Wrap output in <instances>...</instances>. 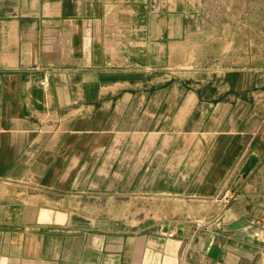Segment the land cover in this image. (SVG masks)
Masks as SVG:
<instances>
[{"label": "crops", "instance_id": "crops-1", "mask_svg": "<svg viewBox=\"0 0 264 264\" xmlns=\"http://www.w3.org/2000/svg\"><path fill=\"white\" fill-rule=\"evenodd\" d=\"M207 3L0 0V264H264V43L190 61Z\"/></svg>", "mask_w": 264, "mask_h": 264}, {"label": "rangeland", "instance_id": "rangeland-1", "mask_svg": "<svg viewBox=\"0 0 264 264\" xmlns=\"http://www.w3.org/2000/svg\"><path fill=\"white\" fill-rule=\"evenodd\" d=\"M206 14L205 29L193 39L191 48L196 52L191 54L190 61L195 57L202 61L201 66L245 64L253 58L261 64L264 43V5L262 0H208L203 5ZM92 201L105 203L104 199L93 198ZM122 201H125L124 204ZM168 203L150 198H121V215H134L133 208H141L135 214L136 219L151 215V207L167 206ZM191 217L200 208L197 201H190ZM173 205L170 203V206ZM125 208V213L123 209Z\"/></svg>", "mask_w": 264, "mask_h": 264}, {"label": "built area", "instance_id": "built-area-1", "mask_svg": "<svg viewBox=\"0 0 264 264\" xmlns=\"http://www.w3.org/2000/svg\"><path fill=\"white\" fill-rule=\"evenodd\" d=\"M232 198V195H230L227 191L225 192V195H224V200L226 203H228ZM256 235H258V233H256Z\"/></svg>", "mask_w": 264, "mask_h": 264}]
</instances>
